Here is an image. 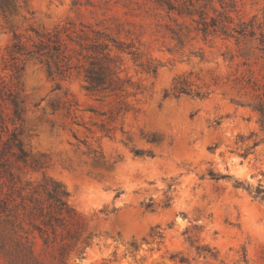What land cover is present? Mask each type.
I'll return each mask as SVG.
<instances>
[{
    "label": "rangeland",
    "instance_id": "374dc122",
    "mask_svg": "<svg viewBox=\"0 0 264 264\" xmlns=\"http://www.w3.org/2000/svg\"><path fill=\"white\" fill-rule=\"evenodd\" d=\"M82 30L121 47L120 98L85 90L68 36ZM35 31L80 68L13 62L15 35L31 46ZM0 82L24 110L29 164L12 172L62 182L84 222L62 264H264V202L247 190L264 185V0H0Z\"/></svg>",
    "mask_w": 264,
    "mask_h": 264
},
{
    "label": "trees",
    "instance_id": "16d2710c",
    "mask_svg": "<svg viewBox=\"0 0 264 264\" xmlns=\"http://www.w3.org/2000/svg\"><path fill=\"white\" fill-rule=\"evenodd\" d=\"M93 33L94 37L83 30L76 38L68 35L71 42L79 45V56L88 61V66L81 67L85 90L103 98H120L126 80L117 66L118 56L112 53L114 49H122L113 45L115 41L108 35ZM35 34L31 46L15 35L9 51L13 62L35 59L47 65L50 75L62 77L80 68L71 67L70 49L58 33L35 31ZM184 93L188 94L184 87L175 88L176 97ZM23 122L24 110L17 94L0 82V253L7 264H47V253L53 251V260L62 264L81 241L84 222L70 204V193L62 182L45 177L37 184L22 183L12 172L15 167L29 164L19 131ZM241 186L242 183L237 184ZM247 190L264 202V185L260 183L254 193L250 188Z\"/></svg>",
    "mask_w": 264,
    "mask_h": 264
}]
</instances>
